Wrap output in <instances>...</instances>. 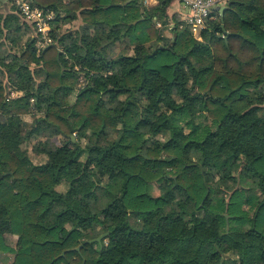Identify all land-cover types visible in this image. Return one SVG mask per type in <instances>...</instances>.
<instances>
[{
	"label": "trees",
	"instance_id": "trees-1",
	"mask_svg": "<svg viewBox=\"0 0 264 264\" xmlns=\"http://www.w3.org/2000/svg\"><path fill=\"white\" fill-rule=\"evenodd\" d=\"M172 1L29 0L54 13L40 51L0 14L9 264H264V0H226L202 41Z\"/></svg>",
	"mask_w": 264,
	"mask_h": 264
},
{
	"label": "built area",
	"instance_id": "built-area-1",
	"mask_svg": "<svg viewBox=\"0 0 264 264\" xmlns=\"http://www.w3.org/2000/svg\"><path fill=\"white\" fill-rule=\"evenodd\" d=\"M17 10L21 19L29 24L36 38L35 47L38 51L53 44L51 37L54 13L30 4L29 0H5ZM145 8L157 4L159 0H140ZM187 14H182L181 22L187 26L192 35L202 41V32L208 29V23L216 19L214 11L218 10L226 0H177ZM159 26V25H158ZM58 30V27L55 28Z\"/></svg>",
	"mask_w": 264,
	"mask_h": 264
},
{
	"label": "rangeland",
	"instance_id": "rangeland-1",
	"mask_svg": "<svg viewBox=\"0 0 264 264\" xmlns=\"http://www.w3.org/2000/svg\"><path fill=\"white\" fill-rule=\"evenodd\" d=\"M22 121L27 123V127H25V129H24V133H26L28 131V128L31 126V123L33 121V116L32 115H28V116L24 117L22 119ZM72 137L74 138L73 135H72ZM23 148H24V146H23ZM25 149L29 151L31 159H32V161L34 163H39L40 159H41V161H45V159L38 157L34 153L35 151H34V148L32 147V144L27 145ZM239 167H240V163L238 162L233 167L232 172L237 174L239 172ZM158 193H159L158 190H155V189L153 190V194L154 195H157ZM203 218H204V223H206V221H207L209 224H208V226L204 224V226H206V227L203 226L204 228L201 229V234L200 235L201 236H205V237H209L210 235L212 236V232H215L217 225L214 223V221L209 216L208 217L204 216ZM130 222H131L132 225H136V219L135 218H133V217L130 218ZM104 231H105L104 228L100 227V228H97L93 232L86 233L84 235V237L94 240V239H97L100 236H102ZM5 241L10 247H12L15 244V242H16V238L14 236H12V235H6L5 236ZM12 260H13V255L12 256L10 254H7V256L0 255V264H9V263L12 262Z\"/></svg>",
	"mask_w": 264,
	"mask_h": 264
},
{
	"label": "crops",
	"instance_id": "crops-1",
	"mask_svg": "<svg viewBox=\"0 0 264 264\" xmlns=\"http://www.w3.org/2000/svg\"><path fill=\"white\" fill-rule=\"evenodd\" d=\"M0 2L3 4V9H0V14L6 15L9 11L6 8L7 3L5 0H0ZM225 4H222L220 8L224 7ZM219 8V9H220ZM168 16L169 17H175L176 20L181 21L182 19V14H187V10L183 9L182 6L179 4L177 0H173L170 7L168 8ZM16 94L11 92V97L15 96Z\"/></svg>",
	"mask_w": 264,
	"mask_h": 264
},
{
	"label": "water",
	"instance_id": "water-1",
	"mask_svg": "<svg viewBox=\"0 0 264 264\" xmlns=\"http://www.w3.org/2000/svg\"><path fill=\"white\" fill-rule=\"evenodd\" d=\"M225 9H226V7H222V8L219 9V14H220L221 18H223V14H224ZM132 24H135V23H132ZM222 28H223V26H222ZM71 138L74 140V138L72 136H71ZM102 236H100L99 238L94 239V240H89L88 243L93 242V241H96V242L99 243Z\"/></svg>",
	"mask_w": 264,
	"mask_h": 264
}]
</instances>
